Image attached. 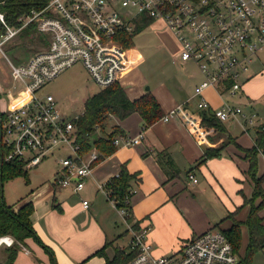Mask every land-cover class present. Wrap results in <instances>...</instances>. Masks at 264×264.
I'll use <instances>...</instances> for the list:
<instances>
[{
  "label": "crops",
  "instance_id": "obj_1",
  "mask_svg": "<svg viewBox=\"0 0 264 264\" xmlns=\"http://www.w3.org/2000/svg\"><path fill=\"white\" fill-rule=\"evenodd\" d=\"M145 20H148L146 27L158 22L161 27L172 32L163 22L147 17H143L140 23ZM173 35L177 39L178 56L181 44L177 36ZM31 44H38L42 48L26 60L18 58L17 63L28 61L34 54L46 49L49 42L47 45L35 42ZM3 47L0 50L3 56L0 60L3 61L0 71V128L1 117L28 98L27 94L21 93L20 84L18 89H13V61L8 56L13 51H4ZM179 61L183 67L189 64L180 59ZM137 65H133L119 84L131 99H138L150 91L159 101L164 114L180 104L198 111V108L190 105L195 101L198 103L201 98L208 100L212 108H217L222 105L223 98L228 101L230 96L239 94L240 99L228 102L242 107L246 114L255 113L257 123L249 124L239 116L238 119L223 122L224 131L243 147L254 145L256 134L251 136L249 132L251 129L257 131L259 125L264 123L259 122L262 110L258 100L264 97V68L260 69V65L253 66L251 73L249 71L242 75L241 89L235 95L227 92L221 95L216 89L208 88L200 96L194 90L202 82L204 75L197 65V72L188 76V80H192L191 83L195 86L194 90L189 95L186 91L181 96L170 93L165 86L157 89L136 86L133 74ZM186 81L184 78L183 83ZM228 84L230 85V81ZM164 89H167V93H164ZM59 108L61 109L60 106ZM61 111L64 113L62 109ZM134 115L140 126L138 129L119 123L116 117H113L116 120L113 125L122 130L123 136H140L137 141L140 142L129 146L119 145L115 152L98 161L80 192L75 193L73 185L63 186L59 182L63 176L59 160L69 154L66 149L55 150L52 156L32 168H26L23 163L27 175H20L21 178L24 177L25 186L17 199L8 201L4 189L6 202L13 205L16 211L26 202L33 203L32 225L41 240L50 247L57 264H106L107 256L113 257L116 247L129 250L130 226L136 230L147 228L146 241L151 245L153 253L160 256L179 252L186 242L208 229H228L232 221L226 217L239 208L241 209L236 217L245 222L249 210L247 206H242L245 198L251 196V189L249 193L244 191L247 162L241 158L240 151L233 144L226 145L219 156L203 160L204 151L208 147L216 148L221 145L222 138L217 136L218 131L214 130L206 140L200 137L198 139L179 120L165 122L159 119L144 128L142 117L138 113H132L130 117ZM232 123L239 125L238 130H231ZM1 145L0 130V148ZM260 156L264 157L263 154ZM49 159L54 161L53 174L41 171L43 163ZM123 169L136 175L130 182L131 209L126 220L99 188L100 184L107 183ZM259 172L264 173V165L259 168ZM189 174H194L198 181L194 183ZM199 177L204 179L203 183ZM16 179L18 176L9 179L8 183H15ZM251 186L252 183L250 188ZM84 200L89 202L88 207L83 205ZM248 241L249 229L243 223L241 251L245 250ZM24 247L19 250L14 264H51V252L44 250L33 238H27ZM103 248L106 255L96 253ZM254 264H264V248L255 254Z\"/></svg>",
  "mask_w": 264,
  "mask_h": 264
},
{
  "label": "built area",
  "instance_id": "obj_2",
  "mask_svg": "<svg viewBox=\"0 0 264 264\" xmlns=\"http://www.w3.org/2000/svg\"><path fill=\"white\" fill-rule=\"evenodd\" d=\"M143 17L163 22L180 41L179 59L198 66L204 78L195 88L197 96L208 88L221 95H235L242 86L240 78L249 73L254 56L264 48V0H49L42 10L25 17L19 27L7 25L0 11V24L5 29L0 34V50L31 23L49 37L46 49L26 62L11 63L13 89L20 84L21 93L28 98L1 117L6 161L24 162L26 168H32L55 150L66 149L69 154L59 160L63 175L59 182L73 185L75 193L84 189L99 153L93 149L80 154L74 124L77 116L64 114L56 98L41 90L78 64L101 89L119 83L134 62L117 37L123 31L133 32ZM223 99L221 106L212 108L201 98L198 111L180 104L161 119H179L204 140L215 130L204 124L205 115L222 122L242 116L249 124L255 123V113L246 114L242 107ZM139 139L119 135L114 144L129 146ZM189 178L198 181L194 174ZM106 185L100 184V190L126 220L127 211L117 206ZM88 204L83 201L85 207ZM128 229V251L133 256L125 264H237L239 260L229 238L219 229H208L186 242L179 252L160 256L146 241L147 228Z\"/></svg>",
  "mask_w": 264,
  "mask_h": 264
},
{
  "label": "trees",
  "instance_id": "obj_3",
  "mask_svg": "<svg viewBox=\"0 0 264 264\" xmlns=\"http://www.w3.org/2000/svg\"><path fill=\"white\" fill-rule=\"evenodd\" d=\"M49 0H0V11L5 16L6 24L11 27H19L23 19L33 11L42 10ZM148 23L137 24L133 32L123 31L117 37L126 49L129 56L132 57L134 64H138L142 59L134 44L135 36L141 32ZM0 31L2 33L4 25L1 23ZM35 23L29 24L20 31L21 35L28 38L30 43H42L47 45L48 35L40 33ZM132 113H138L142 119L144 128H147L161 119L164 111L157 98L150 92L138 99H131L125 89L118 83L107 88L100 89L89 96L84 102L83 111L74 119L76 127V138L80 145V154L89 153L96 149L99 153L95 164L109 156L118 149L114 144L115 137L124 135L118 126L105 133V121L111 116L118 119H124ZM204 124L208 127H214L215 131H224L223 122L213 115H205ZM236 147L241 153V158L247 162L245 175L247 180L252 183V194L245 198L242 207H248V214L245 222L236 216L240 209L230 213L226 219H230L232 224L228 229H219L229 238L236 254L238 255L237 264H254V256L264 248V173H259V156L264 155V123L259 125L256 131L255 143L252 147H243L235 142ZM226 145L219 147H208L203 154V160L217 157L222 153ZM6 150L1 145L0 148V236L12 235L17 244L6 248V259L2 264H14L21 246H25L27 238H33L44 250L51 252L38 236L32 225L31 215L34 211L32 202L22 204L16 211L14 206L8 204L3 194L4 183L6 180L23 175L27 171L23 167L24 162L6 161ZM169 167L170 164H168ZM175 172V171H172ZM135 174L129 173L126 169L121 170L119 176H114L107 182V188L111 190V197L117 201V206L130 214V182L135 178ZM127 216V217H128ZM243 223L249 229V241L245 250H242V225ZM100 255H106L105 248L96 252ZM133 256V253L124 248H115L114 256L108 257L106 264H125ZM51 264H57L55 256L51 252ZM79 264H85L81 262Z\"/></svg>",
  "mask_w": 264,
  "mask_h": 264
},
{
  "label": "rangeland",
  "instance_id": "obj_4",
  "mask_svg": "<svg viewBox=\"0 0 264 264\" xmlns=\"http://www.w3.org/2000/svg\"><path fill=\"white\" fill-rule=\"evenodd\" d=\"M116 6H119L118 2L116 3ZM4 31L5 29H3L2 32ZM134 44L137 48V51L142 56V59H140V61L138 62V65L136 66L133 74V82L136 84V86L143 85L145 89L147 87L151 89H157L162 86H165V88H168V91L170 93H173L176 96H181L186 91H188L187 95H189L194 90L195 86L193 85V83H191L192 80H188V76L193 72H197L198 68L191 62H188L189 64H186L185 67L181 66V62L179 61V58L177 56V39L175 38L172 32L166 30L165 27H161V24L156 22L155 24L150 25L141 32H139L134 38ZM41 48L42 47L38 44H31L26 36L18 33L6 46L3 47V50L13 51L12 53H9L8 56L12 59L13 64H18V58L26 60L30 55L40 50ZM263 54L264 48L254 56L252 64L250 66V73L252 72L253 66L257 64L262 66H259L260 69L264 68V65L261 62L262 57V60L264 61ZM2 57L3 56L0 52V60H2ZM2 62L3 61H0V71H2ZM184 78L187 81L183 83ZM0 83L2 84V76L0 77ZM100 89L101 88L97 84L91 81L90 76L84 69V67L81 64H78L72 67L70 70L62 72L56 79L46 84L41 90V93L53 94L56 100H58L57 102L61 109L64 111V113L67 114V116L69 117H76L83 111L84 101L86 100V98L89 95L96 93ZM164 93H167V89H164ZM237 98H239V94L238 96H230L228 101L233 102L236 101ZM195 102L193 104L191 103L190 106L197 108V102L196 104ZM260 102L261 105L259 107L261 108L262 112L260 114L259 122H262L264 121V97L258 100V103ZM192 109L193 108H191L190 110ZM130 116L131 115L127 116L124 120L118 118L116 119L119 120V123L121 124L132 126L135 129H138V127L140 128L138 121L135 119V115L134 117ZM113 121H116L115 119L113 120V116H111L107 121H105V133L110 131V128L114 126ZM179 122L182 123L184 127H186L187 130L190 131V133H192L193 136L199 139L197 133L192 127L188 126L181 120H179ZM255 123L257 122L255 121ZM231 126L232 131L234 129L238 130L239 125L232 123ZM241 127L242 125H240V128ZM249 134L251 136H254L256 134V129H251V132H249ZM217 136L222 138V141H220L221 145L233 144V147L238 150L235 145L234 138L228 135L226 131H218ZM53 164V159L47 160L43 163L41 171H43L45 174H49V172L53 174ZM263 165L264 157L259 156V168ZM34 173L35 172H33V174ZM40 175H42V173H40ZM199 179L200 182H204L203 178L199 177ZM9 181L10 180L5 181L3 192L5 189L6 198L8 201H11V199H17V197H19V195L22 193L21 189H24L25 180L24 177L21 178V176H18V179L15 180V183H8ZM250 185V181L247 180V183L245 185L246 189L244 191L249 193L251 189L250 193L252 194V186L250 188ZM210 192V194L212 195V191ZM2 238H6V242L0 245V264H2L6 259V248L17 244L16 239L12 235H2L0 236V239ZM21 248L25 247L21 246Z\"/></svg>",
  "mask_w": 264,
  "mask_h": 264
},
{
  "label": "bare ground",
  "instance_id": "obj_5",
  "mask_svg": "<svg viewBox=\"0 0 264 264\" xmlns=\"http://www.w3.org/2000/svg\"><path fill=\"white\" fill-rule=\"evenodd\" d=\"M3 242H6V238H2V240H0V245H1Z\"/></svg>",
  "mask_w": 264,
  "mask_h": 264
},
{
  "label": "water",
  "instance_id": "obj_6",
  "mask_svg": "<svg viewBox=\"0 0 264 264\" xmlns=\"http://www.w3.org/2000/svg\"><path fill=\"white\" fill-rule=\"evenodd\" d=\"M148 89H149V87H148Z\"/></svg>",
  "mask_w": 264,
  "mask_h": 264
}]
</instances>
